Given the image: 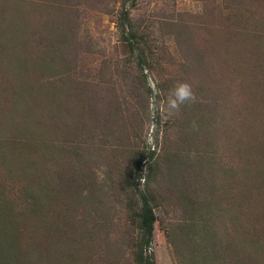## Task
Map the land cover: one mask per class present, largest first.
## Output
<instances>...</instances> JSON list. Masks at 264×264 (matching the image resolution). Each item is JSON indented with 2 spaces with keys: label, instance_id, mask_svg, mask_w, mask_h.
<instances>
[{
  "label": "rangeland",
  "instance_id": "1",
  "mask_svg": "<svg viewBox=\"0 0 264 264\" xmlns=\"http://www.w3.org/2000/svg\"><path fill=\"white\" fill-rule=\"evenodd\" d=\"M0 264H264V0H0Z\"/></svg>",
  "mask_w": 264,
  "mask_h": 264
},
{
  "label": "clouds",
  "instance_id": "2",
  "mask_svg": "<svg viewBox=\"0 0 264 264\" xmlns=\"http://www.w3.org/2000/svg\"><path fill=\"white\" fill-rule=\"evenodd\" d=\"M196 100L192 85L187 81H178L169 89L163 103V110L167 116H175L183 107L194 104Z\"/></svg>",
  "mask_w": 264,
  "mask_h": 264
},
{
  "label": "trees",
  "instance_id": "3",
  "mask_svg": "<svg viewBox=\"0 0 264 264\" xmlns=\"http://www.w3.org/2000/svg\"><path fill=\"white\" fill-rule=\"evenodd\" d=\"M141 217V225L145 234H147V239H145V243L149 244L152 232V224L154 221V214L152 212L151 207L147 202H144L142 205V209L140 212Z\"/></svg>",
  "mask_w": 264,
  "mask_h": 264
}]
</instances>
